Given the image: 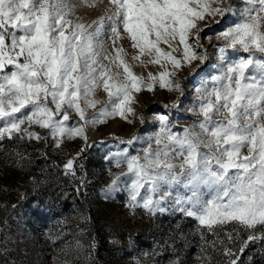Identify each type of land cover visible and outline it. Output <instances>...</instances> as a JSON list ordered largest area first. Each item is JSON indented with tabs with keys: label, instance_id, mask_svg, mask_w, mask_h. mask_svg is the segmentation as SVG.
Wrapping results in <instances>:
<instances>
[{
	"label": "snow or ice",
	"instance_id": "6c2138e0",
	"mask_svg": "<svg viewBox=\"0 0 264 264\" xmlns=\"http://www.w3.org/2000/svg\"><path fill=\"white\" fill-rule=\"evenodd\" d=\"M94 3L0 0V140L47 143L51 138L57 148L65 138L87 142L86 127L116 116L135 117V94L153 92L159 84L183 95L177 73L188 68L196 74V62L208 60L207 51H200L199 22L235 15L229 0H108L106 15L86 24L77 9ZM242 3L239 20L218 32L223 43L212 45L218 49L217 73L195 88L192 113L200 119L173 132L168 115H159V131L149 138L156 149L114 155L115 166L127 169L129 208L164 212L162 205L175 191L170 202L209 229L229 222L264 225V0ZM106 21L112 52H104L101 42ZM124 34L136 50L133 61L161 69L148 73L147 81L133 72L126 50L116 46ZM99 91L106 102L97 99ZM101 103L89 118L88 110ZM72 113L81 124L69 123ZM135 139L120 143L131 145ZM64 168L75 175L73 159Z\"/></svg>",
	"mask_w": 264,
	"mask_h": 264
},
{
	"label": "rangeland",
	"instance_id": "374dc122",
	"mask_svg": "<svg viewBox=\"0 0 264 264\" xmlns=\"http://www.w3.org/2000/svg\"><path fill=\"white\" fill-rule=\"evenodd\" d=\"M229 3L235 15L199 22L204 46L200 51H207L208 60L196 62V74L188 68L177 73L183 95L159 84L153 92L135 94L132 107L137 115L128 117L132 122L116 116L88 126L87 142L65 138L57 148L51 138L47 143L27 138L0 140V264H230L232 259L237 264H264V225L245 228L229 222L209 229L170 202L175 191L162 205L164 212L149 215L143 208H129L127 169L117 168L113 158L123 149L130 155L156 149L149 138L159 131V115H168L173 132H182L200 119L192 113L197 103L195 88L217 73L218 49L212 45L223 43L218 32L238 21L244 6L242 0ZM107 7L108 0H95L93 7H79L76 16L92 24L106 15ZM107 25L106 21L101 42L104 52H112ZM124 37L116 46L126 50L133 72L147 81L148 73L161 69L147 64V56L142 57L147 66L133 61L136 50ZM97 99L106 102L107 96L99 91ZM102 107L103 103L89 109L87 116L91 118ZM69 123L82 122L72 113ZM31 130L45 133L36 127ZM134 137L131 145L120 143ZM69 159L74 160V176L64 168ZM117 177L118 188L111 190ZM249 235L255 239L248 240Z\"/></svg>",
	"mask_w": 264,
	"mask_h": 264
}]
</instances>
